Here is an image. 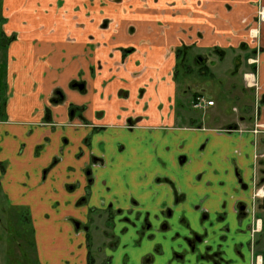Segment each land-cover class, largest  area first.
Listing matches in <instances>:
<instances>
[{"label":"crops","instance_id":"1","mask_svg":"<svg viewBox=\"0 0 264 264\" xmlns=\"http://www.w3.org/2000/svg\"><path fill=\"white\" fill-rule=\"evenodd\" d=\"M2 13L0 188L31 212L39 264H264V0H3ZM188 60L241 77L225 127L180 105H216L203 84L181 90Z\"/></svg>","mask_w":264,"mask_h":264},{"label":"rangeland","instance_id":"2","mask_svg":"<svg viewBox=\"0 0 264 264\" xmlns=\"http://www.w3.org/2000/svg\"><path fill=\"white\" fill-rule=\"evenodd\" d=\"M1 1L2 0H0V5ZM0 18L2 19L0 21L1 34V28L4 24L3 13L1 10ZM255 32L256 31L254 30L251 33L255 34ZM5 58L6 48L2 46V42L0 41V72H4L3 69H5ZM186 64L191 72L187 75L181 74L180 72L179 76L177 77L178 83L182 85L181 90L185 89L186 85L191 89H199L201 88L199 85L203 84L206 86V95L211 96L213 100L216 101V105L213 108L201 111L193 109L191 105H189L191 103H180L181 106H184V112L188 113L189 116H192L194 119H196V122L200 124L203 123L204 127L210 126L216 129L225 127L237 116V114L233 112V108H237L238 111L239 108H241L240 103L235 102V100L225 95V90L230 82L234 85H238L240 83L241 77L227 75L226 77H221L220 80H218L217 78V80L212 81L208 76L200 74L193 60H188ZM220 66H223L224 68H226V70L230 69L232 67L230 57L227 56L225 60L220 64ZM0 79V93H3V91H5L6 83L5 75L1 76ZM247 90L248 103H243L244 105L242 106H247L248 108H250L251 100L254 101V94L250 91L249 88H247ZM191 92L192 91H190V93ZM259 100L260 102L262 101L261 99ZM0 119L4 118L0 115ZM201 145L202 143L198 146V148H200ZM246 162L249 167L248 171L251 172L250 167L252 165L249 161L246 160ZM24 211H27V209H16L11 207L0 188V264H39L36 259L35 250L32 246L34 219L32 218L31 212H27L26 215L29 217V221L25 223V221H27L28 219H26V215L22 213ZM257 217L261 218V220L264 222V216L262 214L257 213ZM102 227V229H105L104 226ZM102 237L104 236L102 235ZM94 238L96 240L94 245L96 244L95 246H100V238L98 236Z\"/></svg>","mask_w":264,"mask_h":264},{"label":"flooded vegetation","instance_id":"3","mask_svg":"<svg viewBox=\"0 0 264 264\" xmlns=\"http://www.w3.org/2000/svg\"><path fill=\"white\" fill-rule=\"evenodd\" d=\"M1 8H0V10L2 11V9H3V0L1 1ZM3 20H4V22H5V19L3 18ZM198 99H203V98H198ZM198 99L197 100H195L194 101V103L192 104V107H193V109H195V110H201V111H203V109H198V108H195L194 106H195V104H196V102L198 101ZM205 100V99H204ZM206 101V100H205ZM212 106H214V102H213V105ZM206 107H211V106H206ZM206 107H204V108H206ZM258 117V114H257V110H255V118H257ZM256 125H258V126H261V128H259L258 129V133L257 134H259V133H261V131L263 130L264 131V124H261V123H255L254 124V129H253V131L254 130H256ZM231 130V129H230ZM230 130H225V131H227V132H229ZM252 131V133L254 134V132ZM257 134H254V135H257ZM256 158H264V155H257V156H255V159ZM237 180L239 181V183H240V185L241 186H243V177H241L240 175H238V178H237ZM263 185H264V183H263ZM247 186V185H246ZM254 199H256V198H259V199H263V201H262V204H263V206H264V187L262 186V187H260L259 189H257L256 191H255V193H254V197H253ZM242 210L244 211L245 210V212H246V206L245 205H242ZM252 219H253V227L251 228V233L252 234H254V233H258L259 232V229H260V220L259 219H255V215L253 214L252 215ZM263 222V221H262ZM102 224L106 227V228H112L113 227V223H112V219L111 218H106V220L104 219L103 220V222H102ZM75 227L77 228V229H79V227H81V225H80V223L79 222H75ZM263 227H264V222H263ZM85 229V228H84ZM95 230V229H94ZM97 231L99 232H101V229H97ZM191 245H193L194 244V241H192V240H190V242H189ZM253 264H259V262H258V259H256L255 260V262L253 263Z\"/></svg>","mask_w":264,"mask_h":264},{"label":"built area","instance_id":"4","mask_svg":"<svg viewBox=\"0 0 264 264\" xmlns=\"http://www.w3.org/2000/svg\"><path fill=\"white\" fill-rule=\"evenodd\" d=\"M252 37H256V34L253 35ZM251 64H257V59L256 60H252V61H249ZM248 86L250 88H254L255 90L258 89L257 87V84L254 82V81H249L248 82ZM213 105V101H205L204 99H198V101L196 102L195 104V108H198V109H204V107L206 106H212ZM256 130H254V134H257L258 133V129L261 128V126H258L256 125Z\"/></svg>","mask_w":264,"mask_h":264},{"label":"water","instance_id":"5","mask_svg":"<svg viewBox=\"0 0 264 264\" xmlns=\"http://www.w3.org/2000/svg\"><path fill=\"white\" fill-rule=\"evenodd\" d=\"M79 89H81L82 88V86L81 85H76Z\"/></svg>","mask_w":264,"mask_h":264},{"label":"trees","instance_id":"6","mask_svg":"<svg viewBox=\"0 0 264 264\" xmlns=\"http://www.w3.org/2000/svg\"><path fill=\"white\" fill-rule=\"evenodd\" d=\"M1 20H2V19L0 18V21H1ZM13 38H14V37H12V39H13ZM12 39H10V40H12ZM10 40H9V41H10Z\"/></svg>","mask_w":264,"mask_h":264}]
</instances>
